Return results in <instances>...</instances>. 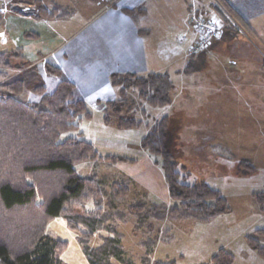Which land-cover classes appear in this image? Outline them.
Returning a JSON list of instances; mask_svg holds the SVG:
<instances>
[{
    "label": "rangeland",
    "instance_id": "rangeland-1",
    "mask_svg": "<svg viewBox=\"0 0 264 264\" xmlns=\"http://www.w3.org/2000/svg\"><path fill=\"white\" fill-rule=\"evenodd\" d=\"M2 1L10 3L7 0H0V3ZM159 1L162 3L158 4ZM201 1L207 6L208 16L216 13L215 6L222 10L224 6L227 17L232 15L235 23L240 25L245 20L249 27L242 25L244 29H237L233 38L219 36L201 55L187 52L190 47L185 39L188 36L181 31L194 34L190 24L179 26L181 31L164 34L165 41L155 31L150 38L152 48H157L162 56L156 57L153 51H148V46L147 59L154 72L170 73L175 86L173 105L149 106L146 117L138 111L135 118L142 120L141 127L123 130L104 124L103 110L90 106L92 119L83 120L78 132H68L62 138L73 136L87 140L99 156L119 155L131 159L117 163L87 160L75 165L80 176L95 175L108 185L117 181L127 186L129 193L118 203L121 210L137 201L149 206L156 203L172 207L178 201L169 196L163 170L155 160L159 157L145 152L140 144L152 125L162 117H170L169 147L185 175V182L205 181L226 198L230 211L207 222L192 218L163 221L149 218L152 222L149 225L158 235L149 256L151 263L210 264L212 256L224 249L234 255V264H264V259L247 244L248 236H256L257 230L264 229V213L253 197L254 193L264 190V0H230L235 11L221 0L216 1L222 6L215 0ZM149 2L155 4L151 6V18L148 19L151 21L156 18L152 17L163 14L165 21L176 24L178 15L186 12L185 0ZM94 9L98 10L90 1L87 9L63 22V26L72 31L90 19ZM8 10L0 15V53L13 48L10 46L12 36L18 42L26 41L17 28L21 25L17 18L20 15ZM240 15L243 20L238 17ZM189 61L194 62L197 70L186 74L182 71ZM17 63L20 61L15 65ZM42 73L45 75L44 68ZM131 95L137 100L134 91ZM249 163L252 169L246 167ZM93 208L92 202L86 203L87 210ZM8 215L1 212L0 226L3 227L4 217L20 216L19 212ZM134 219V215H129L125 222L119 221L117 227L123 234L121 245L131 255L127 258L140 264L147 249L139 244V239L146 232L134 234ZM46 234L68 243L61 255L64 263L89 264L77 232L67 226L63 217L51 219ZM106 235L104 231L98 233L91 246H97ZM258 239L264 245V235ZM0 264H4L1 259Z\"/></svg>",
    "mask_w": 264,
    "mask_h": 264
},
{
    "label": "trees",
    "instance_id": "trees-1",
    "mask_svg": "<svg viewBox=\"0 0 264 264\" xmlns=\"http://www.w3.org/2000/svg\"><path fill=\"white\" fill-rule=\"evenodd\" d=\"M221 1L231 8L227 0ZM196 3L199 13L201 10L208 13L201 0ZM222 8L215 6L216 13L210 16L199 14L204 18L218 16L221 21L218 37L233 38L237 29H244L242 25L249 27L241 15L238 17L244 21L242 25L235 23L232 15L227 17V10ZM40 9L39 16L67 18L71 14L67 7ZM143 32L148 33L139 30ZM24 60L18 50L0 53V214H20L14 220L4 217L3 227L0 226V234L4 235V239L0 236V259L4 264H66L61 255L68 243L46 234L48 223L55 217H63L67 226L77 232L89 264H115V260L120 264H138L127 258L130 254L121 245L123 234L117 227L119 221L125 222L127 216L134 215V234L146 232L139 239V244L147 249L140 264H152L149 256L158 235L149 225L152 223L149 218L162 221L192 218L207 222L230 211L226 198L205 181L185 182V175L169 147L172 119L168 116L152 125L140 144L145 152L159 157L160 160H155L163 170L169 196L178 204L149 206L137 201L121 210L118 203L129 193L127 186L117 181L108 185L95 175L80 176L75 165L87 160L117 163L131 159L119 155L99 156L87 140L73 136L62 138L68 132H78L83 120L92 119L89 105L77 96L75 84L63 76L60 68L44 64L47 77L60 78L56 88L49 92L38 66ZM17 61L20 63L15 65ZM193 63L189 61L182 72H195ZM109 81L116 98L99 101L103 105V122L120 130L139 129L143 122L135 118L138 111L146 117L149 106L162 108L173 101L175 86L169 72H115ZM132 91L137 100L132 97ZM30 95H35L36 99L28 98ZM248 165L246 167L252 169L250 163ZM253 197L264 213V190L254 193ZM88 202H92L93 209H86ZM102 231L107 235L92 247V240ZM260 235H264V229L257 230L256 236H248L247 244L264 259ZM234 262V255L224 249L210 260V264Z\"/></svg>",
    "mask_w": 264,
    "mask_h": 264
},
{
    "label": "crops",
    "instance_id": "crops-1",
    "mask_svg": "<svg viewBox=\"0 0 264 264\" xmlns=\"http://www.w3.org/2000/svg\"><path fill=\"white\" fill-rule=\"evenodd\" d=\"M7 1L17 6L16 8L13 6L12 11L20 15L17 18L21 25L17 28L20 30L21 38L26 41L18 42L16 37L12 36L10 46L13 48L5 52L18 50L24 56V61L37 65L41 73L45 63L60 68L63 76L75 84L77 96L85 100L89 108L98 106L101 110L103 105L99 101L105 102L116 98L109 81L110 75L115 72L131 71L145 74L155 71L148 62L147 47L149 46L148 51H153L156 57H161L162 53H159L157 48H152L150 39L152 34L155 31L159 32L165 41L164 34L169 31H181L179 26L190 24L188 17L193 2V0H185L186 12L184 15H178L175 24L165 21L163 14L152 17H156L153 21L148 20L151 18V6L155 5L150 3V0H108L109 2L104 6L96 5L93 0ZM90 1L98 8V10L94 9L90 19L85 20L72 31L63 26V22L69 21L76 17L78 12L87 9ZM227 2L231 6V11H235L230 0ZM40 7L48 10L53 7H67L71 10V14L67 18L39 16ZM206 7L204 4L205 10ZM201 13L207 14L203 10L200 11ZM174 25L176 27L170 29ZM139 30H146L148 33H139ZM181 32L188 36L185 41H188L189 47L198 38L194 30V34L187 30ZM45 76L44 79H48L50 83V88L46 83L47 89L52 92L60 78ZM31 96L29 98L32 100L36 99L35 95ZM174 100L173 95V101L168 106H172Z\"/></svg>",
    "mask_w": 264,
    "mask_h": 264
},
{
    "label": "built area",
    "instance_id": "built-area-1",
    "mask_svg": "<svg viewBox=\"0 0 264 264\" xmlns=\"http://www.w3.org/2000/svg\"><path fill=\"white\" fill-rule=\"evenodd\" d=\"M104 1L106 0H97V4L102 5ZM5 10V5L0 3V14ZM189 21L193 29L199 35L198 40L192 45L190 53L198 54L202 52L211 40L217 36L220 31V24L214 18L201 17L195 7L192 8Z\"/></svg>",
    "mask_w": 264,
    "mask_h": 264
}]
</instances>
